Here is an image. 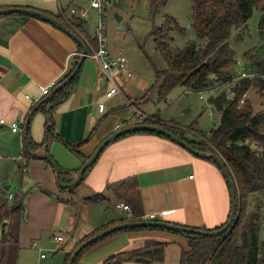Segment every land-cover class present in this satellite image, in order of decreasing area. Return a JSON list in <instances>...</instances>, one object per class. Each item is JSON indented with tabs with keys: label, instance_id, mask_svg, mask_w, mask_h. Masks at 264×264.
<instances>
[{
	"label": "crops",
	"instance_id": "obj_1",
	"mask_svg": "<svg viewBox=\"0 0 264 264\" xmlns=\"http://www.w3.org/2000/svg\"><path fill=\"white\" fill-rule=\"evenodd\" d=\"M86 2L87 5L80 0L65 3L0 0V6H33L59 14L65 22L74 15L71 6L84 7L87 16L82 19L86 26L89 9L97 8ZM75 15L82 17L79 13ZM106 47L109 52L119 50L108 43ZM75 54H78L77 41L49 21L21 13L0 16V120L5 119L4 123L0 121V204L25 192L27 209L14 247L16 258L25 257L27 251L45 257L39 246L52 241L56 234L62 236L58 242L63 241L65 251L69 252L84 235L114 219L129 216L145 218L153 214L159 220L209 228L227 221L230 190L217 165L159 135L128 133L112 140L73 191L59 190L53 166L42 158L47 151L62 169L71 170L76 178L74 172L82 166V158L62 142L51 138L32 157H26L24 121L30 112L33 111L28 125L31 139L40 142L44 137L46 115L38 107L47 95H41L38 85L63 77ZM80 70L75 87L53 108L51 117L53 132L72 141L83 139L97 125L79 148L89 156L103 138L126 126V121L133 122L128 118L131 111L121 115L122 105L111 100L119 93L104 96L110 84L96 60L88 55ZM122 92L120 95L130 106V97L123 89ZM198 95L208 98L206 92ZM34 97L38 99L33 102ZM102 100L103 111L98 109ZM154 115L172 125L176 123L158 112ZM11 121H18L20 129L12 131ZM117 123L119 127L115 129ZM98 193L105 197L98 201L86 199ZM119 202L131 210L117 206ZM147 239L168 241L163 259L146 263L130 260L122 264H178L182 248L188 249L186 238L181 235L164 230H130L100 239L84 252L77 264H102L108 256L141 247Z\"/></svg>",
	"mask_w": 264,
	"mask_h": 264
},
{
	"label": "trees",
	"instance_id": "obj_2",
	"mask_svg": "<svg viewBox=\"0 0 264 264\" xmlns=\"http://www.w3.org/2000/svg\"><path fill=\"white\" fill-rule=\"evenodd\" d=\"M156 2L155 0L154 3L156 4ZM189 6L190 21L200 40L188 41L182 47L172 44L173 37L170 35V30L173 28L174 22L177 24V21L171 15H166L165 24L157 26L152 32L155 35L156 47L166 60L165 68H156L155 84H158L161 93H165L176 84H181L197 92L203 90L205 92L209 89V91H206L208 92L207 97L209 103L220 113L219 122L217 126L209 131L208 135L203 133L199 139H188L186 128L175 126V123L172 125L164 121L159 115L152 114L150 118H144L141 122L133 123L160 124L191 143L196 149L219 154L224 159L226 167L236 183L237 220L222 234L216 236H204L197 232L186 233L173 231L163 226L147 225L120 228L101 239L118 232L130 230H164L173 234L179 233L186 238L188 249L182 248L178 264H264V110L255 108L252 100L246 96L251 87L256 88L260 94L264 93V0H189ZM1 7L5 6L1 5ZM26 7L32 8L33 6ZM254 7L262 11L258 22V33L262 42L247 47L241 55L243 58V61H241L240 58L235 56L236 52L230 42V37L235 29L244 30L247 18L251 15ZM42 11L56 17L80 36L85 42L88 52H90V43L92 45L97 44L95 34L94 36L88 34L81 17L80 19L79 16L77 17L74 14L69 17L68 22H65L59 14ZM236 32L237 41L242 40V33L240 31ZM80 50L81 45L77 43L78 54H75L70 68L63 77L56 81V84L63 81L72 71L79 60ZM236 65L241 66V68H237ZM80 69L81 66L78 73L64 87L58 89L50 98L42 100L40 103L38 109L43 110L46 115L43 130L44 137L42 141L34 142L31 139L28 127L29 149L26 146L24 147L27 158L32 157L33 152L45 146L51 138L62 142L72 153L82 158V162L89 157L81 152L79 148L94 133L97 125L83 139L72 141L64 139L53 132L51 117L53 108L63 102L75 87L74 84L80 74ZM242 72H246L247 76L240 77ZM233 79L234 83L231 85ZM222 84L226 87L221 89L220 85ZM215 90L218 92L213 94ZM244 94L246 98L241 103L240 100ZM128 99L135 105L138 104L137 101ZM127 124L128 121L125 122V125ZM142 132L169 139L162 133L144 129L127 132L117 138L126 136L128 133ZM207 159L216 164L212 158ZM93 164L84 170L83 178ZM79 169L74 173L76 174ZM71 173V170H64L60 167V178L63 183L62 186H59L60 191H73L74 188L67 185L75 179ZM24 197L25 192H21L10 201L6 200L0 204V241L4 244L8 242L17 243L18 241V233L27 210L25 209ZM104 197L103 193H98L88 196L86 199L98 201ZM145 219L159 220L156 216L145 218L129 216L114 219V221L99 226V228L84 235L69 252L65 253L63 264L68 263L73 249L88 236L99 232L101 229L114 226V224ZM5 221L6 223L2 226ZM177 224L203 230L221 227V225L209 228L182 223ZM97 242L84 246L77 253L72 264H77L84 252ZM167 244L168 241L147 239L143 246L116 252L105 258L102 264H122L123 261L130 260L145 263L161 261L165 255L164 248ZM3 254L4 251L2 250L1 255Z\"/></svg>",
	"mask_w": 264,
	"mask_h": 264
},
{
	"label": "rangeland",
	"instance_id": "obj_3",
	"mask_svg": "<svg viewBox=\"0 0 264 264\" xmlns=\"http://www.w3.org/2000/svg\"><path fill=\"white\" fill-rule=\"evenodd\" d=\"M65 1L62 0L64 3ZM86 1L80 0V2H84V5H87ZM154 1L100 0L103 9V37L109 47L118 48L127 58L124 72L129 70L131 75L127 79L117 77L124 93L128 94L132 101H137L138 107L146 114L152 115L158 112L166 120H174L180 124L176 125L175 123V126L186 128L188 139H199L203 133L208 135V132L219 122L220 113L209 103L208 98H200L197 91L181 84L173 85L165 93H161L160 87L157 83L155 84L156 68H165L166 60L157 49L155 35L152 32L157 26L165 24L166 15H171L177 21V24L174 22L173 28L170 30V35L173 37L172 44L182 47L188 41L200 40L190 21L189 0H166L163 2L156 0V4ZM98 11L97 8H91L88 11L87 22H85L88 34L96 33L97 21L100 18V11ZM261 12V9L254 7L251 15L247 18L244 30L235 29L232 31L230 42L234 46L236 58H240L241 61H243L241 55L247 47L262 42L258 33ZM236 31L242 33V40L237 41ZM237 68H241V66L238 65ZM240 77L242 76L240 75ZM154 84L155 86H153ZM224 87H226L224 84L220 85L221 89ZM217 92L215 90L213 94ZM246 96L252 100L255 108L264 110V93L260 94L256 88L251 87ZM111 100L113 104L122 105L120 113L123 116H126L127 112L132 109L125 103V99L120 93ZM108 105L110 104L108 103ZM176 235L181 234L176 233ZM48 241L45 245L39 246V252L46 255L45 257L27 251L26 256L21 259L16 258L14 254L15 243L4 244L0 241V264H63L66 256L62 245L63 241L58 242L55 239ZM2 250L4 251L3 255H1Z\"/></svg>",
	"mask_w": 264,
	"mask_h": 264
},
{
	"label": "water",
	"instance_id": "obj_4",
	"mask_svg": "<svg viewBox=\"0 0 264 264\" xmlns=\"http://www.w3.org/2000/svg\"><path fill=\"white\" fill-rule=\"evenodd\" d=\"M17 12L21 13V14H26L28 16H35V17L43 19L47 22L49 21L50 23H52L53 25H56L59 29H61L62 31L67 33L72 39L76 40L77 43H80V45H81V50L79 52V54H80L79 60L77 61L75 66L72 68V71L64 78L63 81H61L60 83H58L54 86V88L51 90L50 94H48L44 98V100H45L47 98H50V96L53 93H55L58 89L64 87L65 84L76 73H78L79 67L81 66V64L83 63L85 58L88 56V49H87V46H86L85 42L83 41V39H81L80 36H78L76 33H74L66 24L59 21L56 17H54L48 13L46 14L42 10H38L36 8H33V7L30 8V7L18 6V5L17 6H6V7L0 8V16L2 14L17 13ZM32 113H33V111L30 112L26 116L27 118L24 121V132L26 134V137H27V133H28L27 132L28 125H29L30 118H31L30 116ZM142 129L154 131L157 133L158 132L162 133L165 136H167L171 141H175L177 144H180L182 147H184L187 151L192 152L193 154L197 155L198 157L212 158L216 162L221 173L225 177L228 188H230V204L231 205H230V211H229V215L227 217V221L223 225H221V227H218L215 229H206V230L194 229L192 227L189 228L187 226L177 224V223H172V222L165 221L162 219H160V220L145 219V220L129 221V222H124V223L114 224V226L101 229V230H99V232L88 236L82 243H80L76 248L73 249L67 264L73 263L75 257L77 256V253L80 252L84 248V246H86L92 242L99 241V239H101L102 237H104V236H106V235H108V234H110V233H112L115 230L120 229V228H125V227H130V226L137 227V226L152 225V226H157V227L163 226V227H166V228L173 230V231L186 232V233L197 232V233L204 235V236H206V235L216 236V235L222 234L223 231L228 229L233 224V222H235L237 220L238 207L236 204V196H237L236 183H235L234 179H232L231 174L229 173V170L226 167L224 159L217 153L206 152V151H201L199 149H196L191 143H188L183 138L179 137L174 132H172L169 129H166L165 127H163L160 124L155 125V124L146 123V122L131 123V124H127L126 126L121 127L119 129H116L115 131H113L110 135L103 138L97 144V147L93 151V153L91 155H89V157L86 160L83 161L82 166L80 167L79 171L76 173V176H75L76 178L67 184L68 187H75L82 181V179H83L82 175H83L84 170L87 167L91 166L95 162L99 153L106 147V145L108 143H110L112 140L116 139L118 136H120L122 134H125L127 132H131V131L142 130ZM25 144H26V148H28L29 144H28L27 139H26ZM42 158L46 159L47 162L53 166L55 173H56L58 185L62 186L63 183H62L61 178H60V166H59V164L54 160L52 155H50L47 151L44 152V154L42 155Z\"/></svg>",
	"mask_w": 264,
	"mask_h": 264
},
{
	"label": "built area",
	"instance_id": "obj_5",
	"mask_svg": "<svg viewBox=\"0 0 264 264\" xmlns=\"http://www.w3.org/2000/svg\"><path fill=\"white\" fill-rule=\"evenodd\" d=\"M88 3L90 7H97L99 8L100 11V18L97 21L96 33H95L97 44L92 45L90 43V52H88V55L98 62L100 69H102L106 80L110 84V86L105 90L104 96L111 97V95H113L114 93L123 94L122 88L119 84L117 77L121 79H126L131 75V71L129 70L124 72L127 63V58L121 50H116L115 52L112 53L107 50L106 41L105 38L103 37L104 23H102L103 9L101 8V2L100 0H88ZM70 9L71 12L74 14L79 13V15L82 16L81 18H85L87 16V9H85L84 7L71 6ZM240 75L242 77L247 76L246 72H242ZM233 83H234V79L231 80V85H233ZM55 84H56V80H51L46 85H38L41 90V95H48L50 89L54 87ZM206 91H209V89L205 90V92ZM203 92L204 90L199 91L198 93L201 96ZM245 98L246 96L244 94L240 102L242 103ZM37 99H38L37 97H34L33 102L37 101ZM130 106L132 110L129 113L128 118L129 120H131V122H141L144 118H150L149 114H146L143 110H140L134 103L130 102ZM104 108H105L104 100L99 101L98 109L103 111ZM0 121L4 123L5 119H1ZM10 127L12 131L19 130L20 129L19 122L11 121ZM118 127L119 124L117 123L114 126V128L116 129ZM11 196H13V194L10 193V197ZM117 206H121L127 211L131 210L130 206H128L127 204H123L121 202L117 203ZM150 217H154V215L152 214L150 215ZM53 238L56 239L57 241L62 240V236L59 234L53 235Z\"/></svg>",
	"mask_w": 264,
	"mask_h": 264
}]
</instances>
